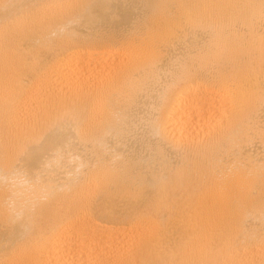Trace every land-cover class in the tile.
Wrapping results in <instances>:
<instances>
[{
    "label": "bare ground",
    "instance_id": "bare-ground-1",
    "mask_svg": "<svg viewBox=\"0 0 264 264\" xmlns=\"http://www.w3.org/2000/svg\"><path fill=\"white\" fill-rule=\"evenodd\" d=\"M0 264H264V0H0Z\"/></svg>",
    "mask_w": 264,
    "mask_h": 264
}]
</instances>
